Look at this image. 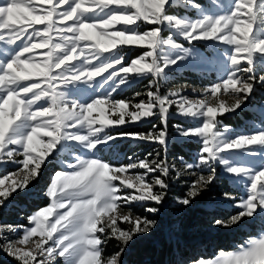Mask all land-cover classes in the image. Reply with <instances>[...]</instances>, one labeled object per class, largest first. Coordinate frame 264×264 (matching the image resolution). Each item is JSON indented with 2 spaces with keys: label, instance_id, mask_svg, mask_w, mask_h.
I'll use <instances>...</instances> for the list:
<instances>
[{
  "label": "snow or ice",
  "instance_id": "1",
  "mask_svg": "<svg viewBox=\"0 0 264 264\" xmlns=\"http://www.w3.org/2000/svg\"><path fill=\"white\" fill-rule=\"evenodd\" d=\"M204 65L215 67L214 82L161 91L172 73ZM143 79L146 93L116 99ZM257 85L264 89V0H0V209L30 190L46 162L63 166L39 193L47 205L25 225L0 228V250L18 264H122L134 237L157 226L133 205L154 216L169 181L193 176L177 198L188 207L220 168L235 188L217 206L237 211L213 226L256 234L235 250L183 264H264V120L237 131L221 119L250 103ZM173 108L184 120L173 125L176 135L200 145L191 162L179 157L180 167L167 159ZM152 117L162 127L116 130ZM122 138L159 148L127 162L99 155ZM111 240L118 251L105 255Z\"/></svg>",
  "mask_w": 264,
  "mask_h": 264
},
{
  "label": "rangeland",
  "instance_id": "2",
  "mask_svg": "<svg viewBox=\"0 0 264 264\" xmlns=\"http://www.w3.org/2000/svg\"><path fill=\"white\" fill-rule=\"evenodd\" d=\"M173 11H179L180 14H184L182 9H173ZM189 15H193V13H189ZM177 42L183 43L186 47H191V45H188L186 41H183L180 38H177ZM208 43L210 44L211 42ZM194 44L202 52L212 51L211 47L205 46V42H194ZM140 51L142 50L136 49L132 52V55H138ZM187 75H193V77L195 78H189V80H195L197 82V85H205L206 82H209L213 79L211 76H214L213 81H215L217 79L218 73L213 65H204L195 70L188 68L182 71L174 72L171 74V79H169L168 81L161 82V91L166 93L170 88L179 87L182 84H189L178 83L180 79L187 77ZM147 84V79L136 80L131 87H122L118 91V93L114 95L116 99H130L135 93H126V91L132 90L140 85L137 92L146 93L148 90L146 87ZM256 92L252 96L253 100L260 101V103H247V108H245L246 106H242V109L245 108V110H237L238 114H225L223 117H221L224 123L230 125L233 129L237 131H251L254 128L261 127L262 120H264V116H262L261 114V110L262 108H264V95L262 96V93L264 94V89L259 88V86L257 85ZM184 94L190 97L193 96L190 90ZM138 99L146 100L147 97L142 96ZM248 104L250 106H248ZM183 122V118L177 116L175 114V109L173 108L171 110V115L168 120V131L170 133L168 146H173L172 148H170V152L167 151V159L170 164H176L177 167H180L181 164V161L179 160L180 153L178 152V150L183 149L184 151H187L190 154L189 162H191L192 158L195 156L200 147V145L195 142L194 139L180 138L176 135V131L173 125L178 123L182 124ZM153 124L157 125L158 128L162 127V125H160L159 119L156 117H152L143 119L137 123L120 126L116 130L148 133L149 131L153 130ZM144 128L145 130L142 131L141 129ZM186 143L188 144L185 146ZM158 148L159 145L157 144L122 138L115 141L113 149L103 151L99 153V155L108 159L118 157L120 161L127 162V156L143 157L149 152L154 153V150ZM161 155L163 156V152L161 153ZM7 167L9 172H14L17 168V166L15 165H8ZM62 167V164L57 163L56 161H53L52 163L46 162L45 166L42 167L40 177L29 186L30 190H25V192L14 193L12 203L9 204L8 207L0 209V228L8 224H27L26 217L28 215H24V212H18L17 208H19V203L20 208L22 210H27L26 212L31 211V206L37 205V207H39L42 205L41 203H44L43 206L47 205L49 203L48 199L43 197L39 193H41L42 189L46 187L48 183H50V178L52 175H54L55 171L62 170ZM217 171L219 179L214 181L213 184L210 185L206 190L202 191L201 194L188 207H184L177 203L178 197L173 198V195L171 193L176 192L180 193L183 196V194L187 190L188 182L194 180L196 177L184 176L180 181L170 180V188L168 191V195L164 203L159 206V213L154 216L152 214L145 213L149 216V219H155L157 221V226L149 234L138 235L134 237L133 241L130 242L127 246L125 253L130 254L132 249L137 248L139 245H143L148 240L151 241V244H154L156 248H159L160 240L163 239L170 241L173 245L179 244L181 245V247L187 250L190 249L193 245H197V248L195 249L198 251L200 250L199 252L201 253L200 255L199 253H197L194 256L209 259L214 257V255L217 254L220 250H235V246L239 243H242L243 240L247 238L250 232L251 234L255 235L256 230L251 227L236 226L232 228H221L213 226L212 221L215 218H227V216H229L230 214H234L237 211V209L235 208L217 206L216 202L222 197V194L225 191L234 192L235 188V186L232 185L229 180L225 177L224 173L220 170V168H218ZM4 174L5 173L0 172V177H2ZM235 194L240 195L241 193ZM25 202H29V204ZM148 206L152 205L149 204ZM132 207L141 206L133 205ZM141 208L144 209L143 207ZM32 212L33 211H31L30 213ZM18 213L20 214L16 215ZM195 218L198 219L199 224H197V220ZM111 241L116 242L115 240ZM190 242H196V244H190ZM195 251L187 253V255L183 257L181 264H183L185 260L192 256V253L195 254ZM0 254H4L5 257L15 261L16 264H18V261L15 258L10 257L5 251L0 250Z\"/></svg>",
  "mask_w": 264,
  "mask_h": 264
},
{
  "label": "trees",
  "instance_id": "3",
  "mask_svg": "<svg viewBox=\"0 0 264 264\" xmlns=\"http://www.w3.org/2000/svg\"><path fill=\"white\" fill-rule=\"evenodd\" d=\"M190 75V74H189ZM187 75V77H184L182 79L179 80L178 83H189L190 85H193L195 87H204L208 84H210L211 82H214V78L213 76H211L213 79L210 80L209 82H206L205 85H197V82L195 80H189V78H195L192 76ZM210 77V78H211ZM140 87V85L130 91H128L127 93H136L138 91V88ZM121 97V96H120ZM142 131L145 130L141 129ZM188 143L185 144V146ZM190 145V144H189ZM173 145H169L168 146V152H170V148H172ZM178 152L180 153V157L183 156L185 160L190 161L189 158V153L187 151H184L183 149L178 150ZM173 195V198L176 197H181L182 195L180 193H176V192H172L171 193ZM27 204H29V202H25ZM43 206L44 203H41ZM31 206V205H30ZM39 206V207H41ZM18 212L23 213L24 215H29L31 211L36 210L38 207L36 206H31L30 209L31 211L26 212L27 210H22L20 208V203L18 204ZM133 211L137 214V215H146L144 212V209H142L141 207H133ZM20 213L16 214L19 215ZM148 216V215H147ZM149 217V216H148ZM198 217V216H196ZM156 218V217H154ZM159 219V218H157ZM196 219V218H195ZM197 220V224L198 223V219ZM200 220V219H199ZM151 241H147L146 243H144L143 245H139L137 248L132 249L130 254H126L125 252L123 253L122 257H121V261L122 264H181L182 263V259L185 255H187V253H190L191 251L194 252L197 248V245H191L192 247L190 249H185L183 247H181V245H173L171 244L170 241L167 240H160V247L156 248L154 244H151ZM196 242H190V244H193ZM116 242L114 241H109L108 244L105 247V255L111 254L114 251H118V248L116 247ZM201 244V243H200ZM196 246V247H195ZM200 251V250H199ZM198 250H196L195 254L192 253V256L196 255L197 253H200ZM0 264H16L15 261L8 259L7 257L4 256V254H0Z\"/></svg>",
  "mask_w": 264,
  "mask_h": 264
}]
</instances>
